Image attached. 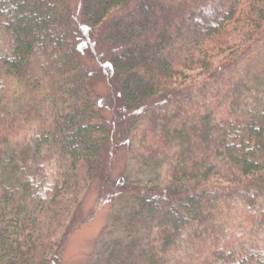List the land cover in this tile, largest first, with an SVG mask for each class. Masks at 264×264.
I'll return each mask as SVG.
<instances>
[{
	"label": "trees",
	"instance_id": "trees-1",
	"mask_svg": "<svg viewBox=\"0 0 264 264\" xmlns=\"http://www.w3.org/2000/svg\"><path fill=\"white\" fill-rule=\"evenodd\" d=\"M84 187L92 264H264V0H0V264H60Z\"/></svg>",
	"mask_w": 264,
	"mask_h": 264
},
{
	"label": "rangeland",
	"instance_id": "rangeland-1",
	"mask_svg": "<svg viewBox=\"0 0 264 264\" xmlns=\"http://www.w3.org/2000/svg\"><path fill=\"white\" fill-rule=\"evenodd\" d=\"M93 81L99 95L98 104L106 106L105 84L97 77H94ZM124 166L121 165V172L133 180L145 182L152 175V172L146 166H141L133 161H130L125 168ZM80 196L82 210L87 216V220L65 242L60 264H92L100 241L107 239L110 234H116L109 227L111 206L106 203H98L96 193L92 187L88 189L84 187Z\"/></svg>",
	"mask_w": 264,
	"mask_h": 264
}]
</instances>
